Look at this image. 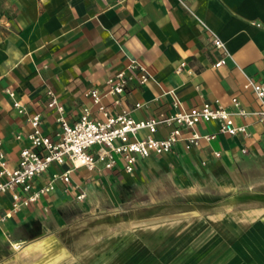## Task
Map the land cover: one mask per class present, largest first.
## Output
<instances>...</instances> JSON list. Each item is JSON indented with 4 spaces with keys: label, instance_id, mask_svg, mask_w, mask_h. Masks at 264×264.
Wrapping results in <instances>:
<instances>
[{
    "label": "crops",
    "instance_id": "0c3cea01",
    "mask_svg": "<svg viewBox=\"0 0 264 264\" xmlns=\"http://www.w3.org/2000/svg\"><path fill=\"white\" fill-rule=\"evenodd\" d=\"M26 13L28 20L14 40L0 46V142L11 167L17 165L20 148L28 144L16 134L31 129L33 113L41 114L43 133L53 135L59 127L56 110L47 106V90L56 94L72 122L84 105L95 113L87 91L98 88L105 93L106 79L131 60L146 68L149 79L145 83L133 79L118 104H113V95L104 94L102 102L110 113L128 108L137 120L173 113L169 90L186 108L209 102L235 112L232 97L248 111L262 108L250 82L264 80V0H31ZM215 36L225 49L214 45ZM223 56L225 62L214 66ZM180 62L184 67L176 72ZM15 101L24 111L14 106ZM136 102L144 104L135 107ZM232 118L234 124L245 125L249 134L230 135L219 132L215 121L200 122L197 131L214 134L212 139L202 138L190 148L180 140L167 153L140 159L130 173L120 164L112 169L99 164L90 170L68 161L52 163L33 180V186L46 184L54 172L66 169H71L69 182L57 179L53 189L0 222V254L10 246L12 251L0 264H53L63 254L62 245L52 233L37 236L56 225L61 206L80 199V192L89 201L117 202L124 196L144 200L154 189L171 185L184 191L210 188L232 196L244 194L248 202L263 203L264 118L236 113ZM169 129L161 126L155 136L162 137ZM11 202L9 192L0 194V214L10 210ZM247 214L240 218V226L249 223L241 243L251 255L250 264H264V213ZM189 232L179 235L178 241ZM193 233H198L197 226ZM47 238L52 239L25 249ZM14 242L22 248L15 249ZM50 245H57L58 252L41 262ZM207 247L206 253H216L210 264H219L220 257L231 258V251L220 242L210 240Z\"/></svg>",
    "mask_w": 264,
    "mask_h": 264
},
{
    "label": "rangeland",
    "instance_id": "374dc122",
    "mask_svg": "<svg viewBox=\"0 0 264 264\" xmlns=\"http://www.w3.org/2000/svg\"><path fill=\"white\" fill-rule=\"evenodd\" d=\"M30 2L0 0V46L14 40L28 20ZM238 195L167 185L144 200L72 199L59 209L56 225L45 227L37 238L52 233L62 245L63 254L53 264H210L216 254L206 253L210 240L231 251V258L224 254L219 264L225 259L223 264H250L251 255L241 243L249 223L240 226V218L264 213V201L251 203ZM196 226L198 233H193ZM187 232L186 239L178 241ZM11 253L10 246L0 261Z\"/></svg>",
    "mask_w": 264,
    "mask_h": 264
},
{
    "label": "built area",
    "instance_id": "2783aa9c",
    "mask_svg": "<svg viewBox=\"0 0 264 264\" xmlns=\"http://www.w3.org/2000/svg\"><path fill=\"white\" fill-rule=\"evenodd\" d=\"M213 43L216 47L225 49L221 38L215 36ZM224 57L216 60L213 65L223 64ZM183 67L184 62H180L176 72H180ZM133 79H137L139 83H145L149 79L146 68L136 60H131L125 68L106 79L105 93L98 88L89 89L86 94L96 107L95 113L90 105H84L80 116L72 122L66 118L64 105L56 94L50 89L47 90V106L55 109L57 113L59 127L56 132L53 135L43 133L41 114L33 113L29 117L31 129L24 135L16 134L18 139L25 137L28 144L20 148L17 165L13 167L8 164L0 142V194L9 192L12 201L10 210L0 214V222L12 212L37 201L41 195L53 189L57 179L69 182L71 169H66L61 173L54 172L46 184L33 186V180L52 163L61 165L68 161L73 167L84 166L90 170L96 169L99 164L105 169H112L120 164L125 172L130 173L136 169L140 159L167 153L180 140H184L185 146L190 148L198 146L202 138L212 139L214 134H201L197 131L196 125L200 122L215 121L218 123L219 132L248 135L245 125L234 124L232 114H256L259 119L264 118V80L250 82L262 104L260 110L253 112L242 107L236 97L231 99L236 108L235 112L227 110L221 104L213 105L209 102L186 108L181 105L174 90H169L167 93L175 108L173 113L159 112L138 120L131 116L128 108L110 113L102 102L103 95H113V104H118L120 96L127 91ZM143 104L136 102L134 106L140 107ZM14 106L20 112L24 111L19 102L15 101ZM161 126H169L170 129L166 135L156 137L155 133ZM141 132H145L143 136ZM84 196V192H80L77 197Z\"/></svg>",
    "mask_w": 264,
    "mask_h": 264
},
{
    "label": "bare ground",
    "instance_id": "6f19581e",
    "mask_svg": "<svg viewBox=\"0 0 264 264\" xmlns=\"http://www.w3.org/2000/svg\"><path fill=\"white\" fill-rule=\"evenodd\" d=\"M48 235H50V234H48ZM53 238H54V236H53ZM50 239H52V238H47V239H43V240H40V241H37V242H34V243H31V244H29V245H27L26 247H25V249L27 250V249H30V248H33V247H40L41 246V244H42V242H47V241H49ZM57 239V238H56ZM38 240V239H37ZM36 241V240H35ZM54 242V241H53ZM27 243V242H26ZM13 247L15 248V249H20V248H22V245H21V243L20 242H14L13 244ZM57 246V245H56ZM55 245H50V248H49V253L47 254V256H45V258H44V260L43 261H41V262H44V261H47V260H49L52 256H53V254L54 253H57L58 252V247H56ZM60 247V246H59ZM48 248V247H47ZM63 248V247H62ZM61 248V249H62ZM45 249V248H44ZM18 252V251H17ZM47 252H48V250H47ZM35 253V252H34ZM36 254V253H35ZM38 254V253H37ZM58 255V254H57ZM41 256V255H40ZM13 258V257H12ZM7 260V259H6ZM40 260V259H39ZM6 262V261H5ZM19 262V261H18ZM36 262V261H35ZM49 262V261H48Z\"/></svg>",
    "mask_w": 264,
    "mask_h": 264
}]
</instances>
